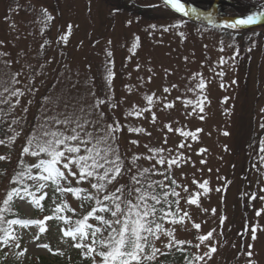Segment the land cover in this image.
<instances>
[{"label":"rangeland","instance_id":"1","mask_svg":"<svg viewBox=\"0 0 264 264\" xmlns=\"http://www.w3.org/2000/svg\"><path fill=\"white\" fill-rule=\"evenodd\" d=\"M129 1L151 8L154 21L139 20L125 12L112 16L102 0H54V3L53 0H18V4L29 13L10 8L9 0H0V92L5 84L24 92L18 97L19 104L15 103L17 97H10L9 103H0L6 104L9 110L10 104L15 105L9 120L2 118L7 121L5 136L12 135L10 127L20 132L10 147L0 145V155L10 156L9 160L0 161V202L7 187L6 179L15 169L20 170V153L33 128L48 116L78 113L81 106L94 102L93 92L97 97L109 93L117 106L110 108L106 103L102 110L107 123L116 120L124 126L118 134V142L126 162H130L134 154L150 155L144 145L162 146L171 149L172 155L182 157L179 167L173 166L172 173L180 189L179 215L183 216L185 211L189 215L184 217L183 223H167L164 227L174 228L177 239L191 241V244L182 246L188 256L191 258L193 252V255H203L209 251V246H213L217 251L211 253L210 259L206 256L198 264H247L248 251L253 253L251 259L255 264H264V200L260 199L264 197V191H261L264 189V165L259 160V156L264 155L260 152L264 136L256 133L264 130L259 125L264 121V111H261L264 109V46L260 63L257 59L260 53L251 50L258 63L255 60L249 62L248 58L239 62L238 51L229 38L210 30L182 25L179 18L169 12L164 1ZM220 2L219 8L230 14L235 12L230 9L239 8L232 3L224 5L223 1ZM45 9L53 19L45 20L42 30L36 14ZM243 14L248 13L239 15ZM68 25H72L70 32ZM227 32L232 33L231 30ZM64 35L67 36L66 43L61 40ZM247 36L251 49L256 38H252V32ZM237 37L238 43L242 42L241 36ZM133 44L136 45L134 50ZM108 52L112 53L111 57ZM106 67L115 74L110 91L108 85L95 79L98 72H103L106 77ZM15 74H19L16 75L19 83L12 85ZM201 78L205 81V89L202 92L188 91ZM164 88L169 92H164ZM4 94L8 96V93ZM152 94H155V103L151 112H144L139 117L126 115L134 106L147 107L144 96ZM186 100L193 103L186 105ZM198 101L203 102V112L198 107L193 111ZM168 103L173 107L165 108ZM152 113L156 116L154 122ZM200 116L204 118L200 119ZM12 120L17 123L12 124ZM255 120H258L257 127ZM166 125L173 131L169 132ZM128 127L145 131L137 134L129 132ZM176 129L201 131L196 133L197 139L192 140L181 136ZM225 132L228 135H224ZM241 137L243 139L238 143ZM132 140L139 141L138 145L131 144ZM181 143L186 147L179 148ZM201 149L207 151L201 153ZM24 160L29 164L36 162V158L29 156ZM201 160L206 162L202 164ZM154 163L155 160L137 161L140 167H150ZM153 178L163 179L161 176ZM205 180L210 189L207 193L199 187ZM83 186L87 187V184ZM184 187L187 192L183 191ZM239 189L243 192L242 206L237 200ZM190 194L198 199V205L187 203ZM253 194L256 195L254 200L251 199ZM50 197L51 192L49 198L42 201L43 212L18 198L12 203L26 216L43 219L51 214ZM66 199L76 213L90 210L88 206L81 209L79 201L71 194ZM257 210H261L260 216L256 215ZM65 215L77 218L71 212ZM193 223L200 224L201 228L195 229ZM45 225L48 231L43 234L37 226L16 225L19 247L11 241L2 243L0 264H91L81 256L79 249L72 247L70 239L62 237L60 228L64 227L63 222L52 220L46 221ZM253 227L257 229L255 240L252 239ZM213 229V237L196 248L195 245L200 243L198 236ZM167 240L162 236L156 246L167 253L177 250L176 247L163 249ZM43 244H47L51 251L40 246ZM172 258L176 260L172 264H181V253L170 255L169 259Z\"/></svg>","mask_w":264,"mask_h":264},{"label":"snow or ice","instance_id":"2","mask_svg":"<svg viewBox=\"0 0 264 264\" xmlns=\"http://www.w3.org/2000/svg\"><path fill=\"white\" fill-rule=\"evenodd\" d=\"M164 5L182 16H188L190 13L193 15L205 14L188 4L186 0H164ZM44 16L46 20L53 19L48 15L46 9ZM207 16L211 18L212 13L208 12ZM262 21H264V10L253 11L242 17L225 19L221 26L225 29L238 30ZM71 28L72 25H68L69 32ZM61 40L66 43L67 36H61ZM135 47L136 45L133 44L132 49L134 50ZM107 55L111 57L112 53L108 52ZM220 63H224L223 59ZM106 72V81L110 91L111 81L115 74L111 68L107 67ZM16 75L19 74L12 77V85L19 83ZM219 75H223V73H219ZM2 87L0 103H9L10 97H17L15 103L19 104L18 97L23 96L24 92L7 84ZM172 87L175 88L176 85ZM205 87V81L201 78L199 83L188 88V91L199 90L202 92ZM163 91L167 93L169 89L164 88ZM4 93H8V96L5 97ZM91 95L94 97L92 104L86 107L81 106L78 113L65 112L48 116L42 123L35 126L32 133L26 138L18 161L20 170L12 178L13 183L21 185V187H11L2 202L3 208H0V224L7 225V227H0V233H2L0 242L8 244L11 241L16 247H19L17 242L19 238L16 236L13 226L18 225L26 228L29 225H34L43 234L48 231L45 222L55 220L63 222L64 227L60 228L62 237L70 239L72 247L79 249L81 256L91 264H154L158 257L168 255L167 252L156 246V242L160 241L162 236L168 238L167 243L163 245L164 248L170 250L176 247L177 250L184 251L182 246L191 244V241L177 239L174 235V228L164 227L165 222L183 223L184 217L189 215L187 211L183 213V216L179 215L181 195L176 191V187L179 185L176 180L172 179V168L174 165L179 167L182 157L172 155L171 149H165L162 146L153 148L144 145L150 155L134 154L131 161L126 162L118 142V134L122 132L124 126L116 120L107 123L105 121L106 114L102 110V106L106 103L110 108H115L116 102L113 101L110 94L97 97L93 92ZM154 95L144 96L147 107L137 108L134 106L126 115L139 117L144 112H151V106L155 103ZM177 99L181 98L177 97ZM192 103L191 100L185 101L186 105ZM14 107L15 105L10 104V111ZM164 107L170 109L173 104L168 103ZM196 107L203 112L202 101L197 102L193 111L196 110ZM24 110L27 111V108ZM94 116L95 119L92 118ZM203 118L200 116V119ZM155 119V113H152L153 122ZM16 123V120H12V124ZM166 127L169 132L173 131L171 126L166 125ZM260 127L264 129V123ZM9 130L12 135L7 136L6 139H0V145L10 147L20 136V132L15 129L10 127ZM128 131L140 134L145 130L128 127ZM176 131L185 138L191 137L192 140H196V133L201 129H197L195 132L180 129H176ZM148 135L151 134L148 133ZM224 135H228V133L225 132ZM130 143L138 145L139 141L132 140ZM164 143H167V138ZM260 145V152L264 153V139L261 140ZM178 147L184 148L186 145L181 143ZM187 147L190 148L191 145H187ZM206 151V149L200 150L201 153ZM165 152L169 154L164 155ZM25 156L36 158V162L27 163L24 160ZM9 159L10 156L0 155V161ZM140 159L155 160V163L150 167H140L137 165V161ZM259 160L264 165V155H260ZM205 162L201 160L202 164ZM157 165L161 167L157 168ZM165 165L167 167H164ZM133 168L136 169L135 172H133ZM155 176H161L163 179H154ZM125 179L126 183L120 182ZM73 181H75V185H73ZM165 181L169 183H165ZM85 183L87 187L83 186ZM174 185L176 187H173ZM199 187L205 193L210 191L207 180L199 184ZM183 191L187 192V187H184ZM49 192H51V205L49 206L51 214L43 219L9 220L3 216V213L10 209L14 198H18L24 203H30L41 212L45 211L42 201L49 198ZM69 194L79 201L81 209L88 206L90 210L83 214L76 213V209L70 207L67 202L66 197ZM26 198H30V200ZM251 199H256V195L253 194ZM260 199L264 200V197H260ZM187 203L198 205V199L190 194ZM212 211L215 212L214 209ZM67 212L73 213L77 218L73 219L72 216L65 215ZM256 215L260 216L261 210H257ZM90 220L93 222L90 223ZM193 227L199 230L201 225L193 223ZM256 230L255 227L252 228L253 240L256 238ZM214 231L215 229L210 230L207 234L199 235L200 243L195 247L199 248L201 244L210 240ZM40 246L49 248L47 244ZM49 251H51L50 248ZM216 251L215 247L209 246V251L203 255H193L191 258L186 256V264H198L206 256L210 259L211 253ZM246 256L249 258L247 264H255V261L251 259L253 256L251 251L246 252Z\"/></svg>","mask_w":264,"mask_h":264},{"label":"trees","instance_id":"3","mask_svg":"<svg viewBox=\"0 0 264 264\" xmlns=\"http://www.w3.org/2000/svg\"><path fill=\"white\" fill-rule=\"evenodd\" d=\"M13 1L14 0H11V2H13ZM223 1L225 3L228 2L229 5H231V3H232L239 8L230 9V10L235 11L233 14H230L225 9H218L217 4H218V2H220V0H186V2L188 4H190L193 7L198 8L200 11H212V12L219 13L221 15H235L237 12L236 9L241 10V12H253V11H259V10L264 8V0H223ZM102 2L106 6H108V8L110 10L111 9L116 10L119 13L125 12V14L127 13V14H130L132 16H136L137 18L138 17L145 18V19L152 18L150 9H146V8L144 9V7L139 6L137 4H134V3H131V2H127L126 0H102ZM192 24L219 31L215 27H210V26H207L204 24H197L194 22ZM242 139H243V137H241L238 140V143H240L242 141ZM14 176H15V174H13L11 177L12 186L21 187V185H17V184L13 183L12 178ZM240 198L241 197L239 195V199H238L239 201H240ZM3 216L9 220L14 219V218H19V219L22 218L17 213V211H15V208H13L12 206L10 207V209L8 211H5L3 213ZM4 225L5 224H0V227H7ZM0 236H2V233H0Z\"/></svg>","mask_w":264,"mask_h":264},{"label":"water","instance_id":"4","mask_svg":"<svg viewBox=\"0 0 264 264\" xmlns=\"http://www.w3.org/2000/svg\"><path fill=\"white\" fill-rule=\"evenodd\" d=\"M187 17L193 18V19H196V20H215V21H221V22H224L225 19H228V18H223V17H220V16H216V15H212L211 18H208L207 14H204V15H193L191 13Z\"/></svg>","mask_w":264,"mask_h":264}]
</instances>
